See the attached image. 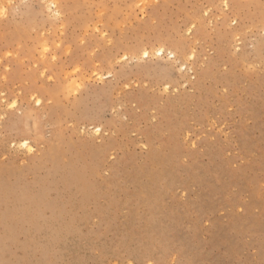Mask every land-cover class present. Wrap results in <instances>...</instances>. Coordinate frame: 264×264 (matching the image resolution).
Returning <instances> with one entry per match:
<instances>
[{
  "label": "rangeland",
  "instance_id": "obj_1",
  "mask_svg": "<svg viewBox=\"0 0 264 264\" xmlns=\"http://www.w3.org/2000/svg\"><path fill=\"white\" fill-rule=\"evenodd\" d=\"M28 3L0 0V167L28 174H9L12 188H47V220L49 204L69 209L52 163L31 169L57 133L65 176L85 167L94 187L75 197L71 234L37 237L33 253L20 236L4 259L264 264V0ZM163 43L175 60L152 54Z\"/></svg>",
  "mask_w": 264,
  "mask_h": 264
},
{
  "label": "bare ground",
  "instance_id": "obj_2",
  "mask_svg": "<svg viewBox=\"0 0 264 264\" xmlns=\"http://www.w3.org/2000/svg\"><path fill=\"white\" fill-rule=\"evenodd\" d=\"M54 6H55V4H54ZM164 40H165V38H164ZM175 46H177L176 48H178V43H176ZM181 50H182V48H181ZM152 54L156 57L157 56L158 57L166 56L169 59H174V60L176 59L175 48L169 47L164 43L162 45L155 47L154 52H152ZM150 55H151V51H149V48H144L142 50V54L140 56H142L141 58H149ZM191 56L193 57V55H191ZM184 66H185V63H182L181 70L187 69L186 67L184 68ZM109 76H111V75H108V77ZM78 106H79V104H77V105L74 104L75 108H78ZM84 112H85V114H84V116L82 115V118H81L82 122H84V125H82L83 130L86 128H89L91 130L92 136H94V137L100 136L101 133L103 132V125H104V124H102L101 119H98L96 117L90 118V114H88L86 111H84ZM53 113H56V112L53 111ZM94 113L96 114V112H94ZM57 117H59V115H57ZM0 121H1V118H0ZM59 122H60V118H59ZM86 123H88V124H86ZM9 128L14 131V127L12 124L11 125L9 124ZM6 129H7V126H6ZM81 130H79V131H81ZM23 134L24 133H22V134L20 133L19 136L14 137L15 139H20V140L16 141L14 139L12 141V143H19L20 147L26 148L29 151H31V149L33 147L28 143V140L26 139L27 136L25 134L24 135ZM13 135H15V134H13ZM87 140H89V139H87ZM91 140H92L91 142L93 143L94 139H91ZM95 140H96V138H95ZM61 142L64 143V141L61 138V135L59 136L56 133L55 138L50 142V144L46 148V152L44 153V159L39 160V161H35L31 166V169H34L40 165H42V166L47 165L48 164L47 162H49V163L51 162L52 168L54 169L53 172L55 173L52 177V181H53L52 182V184H53L52 188L54 189V187H53L54 185L57 186V183H59V180H61V178H63L61 180L62 182L64 181L63 183L71 186V191L69 194L70 198L68 199V205H70L69 209H66L67 207H65V206H61L62 204H60V203L49 204L52 207V209H50V210H53V212L55 213V216H54L55 218L52 216L50 219V216H51L50 215L49 216L50 220H47V218L45 217L46 215L45 216L43 215L44 211L48 210V209H44L45 200H46V196H47V193H46L47 188H44V190L41 188L36 190L35 188H36L37 184H34V181H32L31 183L28 182V184L25 183L24 190H22V191L19 190L17 187L21 188L23 185H18L16 188H12L11 182H10V176L15 175L16 182L18 184V182H20L21 179L23 177H26L28 174L16 173V169H12L10 166L0 167V230L2 232V233H0V264H17V261H11L6 256L4 259L3 251L8 253V251H7L8 244H10V243H13V244L16 243L17 244L20 236H23L25 239L26 238L30 239V246H31L30 251L33 253L36 250V244H37L36 238L37 237H40L42 235L47 236L50 233H56L60 236H64L66 233L71 234L70 232L74 229V223H75V221H77L76 215L73 212V208L76 204L74 202L76 199L75 197L79 196V194H80L82 196L83 200H87L92 195L91 187H94V186H92L89 183L90 180L87 177H85L86 176L85 167L79 166V167H81L80 169H78V168L71 169L69 172L70 177L65 176V174L67 173L68 170H64V167L62 166V157L64 155V151L62 150V148L60 146ZM92 143L90 146L93 147V150L95 152V153L94 152H92V153L97 154V155H100L101 153L104 155V153H106V150L108 149V147L104 146V147L95 148V145ZM80 148L83 149V143H81ZM32 151H33V149H32ZM80 151H82V150L80 149ZM30 153H32V152H30ZM14 170H15V172H14ZM9 174H10V176H9ZM65 178H68V179L65 180ZM99 187H100V184H98L97 189ZM36 202H39V204L36 205L35 204ZM40 202H41V204H40ZM77 205H82V203L79 204V202H78ZM69 212H70V221L68 222V221H66L65 218ZM37 214H38V216H37ZM48 214H49V212H48ZM56 223H58L59 226H55ZM77 227H76V231H78ZM76 234H78V233H76ZM76 236H78V235H76ZM59 237H57V238H59ZM62 240H60V242ZM15 257H13L14 260H15Z\"/></svg>",
  "mask_w": 264,
  "mask_h": 264
},
{
  "label": "snow or ice",
  "instance_id": "obj_3",
  "mask_svg": "<svg viewBox=\"0 0 264 264\" xmlns=\"http://www.w3.org/2000/svg\"><path fill=\"white\" fill-rule=\"evenodd\" d=\"M22 4L24 7H29V3H28V0H22Z\"/></svg>",
  "mask_w": 264,
  "mask_h": 264
}]
</instances>
